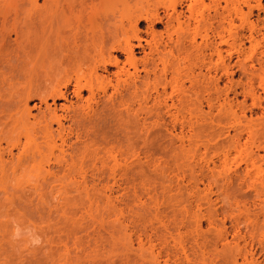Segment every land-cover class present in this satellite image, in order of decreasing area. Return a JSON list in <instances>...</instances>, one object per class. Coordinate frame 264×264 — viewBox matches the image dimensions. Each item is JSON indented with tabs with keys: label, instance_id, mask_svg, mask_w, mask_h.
Returning a JSON list of instances; mask_svg holds the SVG:
<instances>
[{
	"label": "bare ground",
	"instance_id": "obj_1",
	"mask_svg": "<svg viewBox=\"0 0 264 264\" xmlns=\"http://www.w3.org/2000/svg\"><path fill=\"white\" fill-rule=\"evenodd\" d=\"M129 1L0 0L1 206L11 198L9 189L18 197L72 190L87 199V211L95 203L93 192L104 193L110 179L138 171L131 132L138 128L146 137L150 118L168 114L191 128L213 125L224 89L210 67L204 64L203 71L202 63L189 59L211 62L214 54L221 57L223 44L233 48L246 34L231 30L232 16L219 11L220 0H171L163 14L159 6L120 12ZM109 4L110 10L100 9ZM247 5L241 15L262 8L261 0ZM159 24L162 30L155 29ZM223 57V73L230 78ZM164 81L172 83L173 92L157 89ZM107 118L121 136L101 145L93 127ZM144 157L149 166L150 153ZM188 167L193 171V165ZM247 173L235 171L238 177ZM262 191L264 180L248 204L263 207Z\"/></svg>",
	"mask_w": 264,
	"mask_h": 264
},
{
	"label": "rangeland",
	"instance_id": "obj_2",
	"mask_svg": "<svg viewBox=\"0 0 264 264\" xmlns=\"http://www.w3.org/2000/svg\"><path fill=\"white\" fill-rule=\"evenodd\" d=\"M247 2L255 4V0H220L218 7L232 16L231 30L246 36L233 48L223 44L221 57L214 54L211 62L189 59L202 63L203 71L210 67L224 89L217 98L213 125L191 128L168 114L150 118L146 137L138 128L131 132L140 156L138 171L117 181L109 178L112 187L92 193L95 203L89 212L83 209L87 199L78 191L44 192L40 197L26 192L18 197L9 189L10 200L0 205V264H234L232 259L237 264L253 260L264 264V202L255 207L246 200L264 180V0L261 9L253 7L248 16L241 15L249 9ZM170 3L131 0L120 6V12L159 6L163 14ZM140 28L144 35V22ZM222 56L229 62L230 78L223 73ZM157 89L169 94L173 85L164 81ZM203 109H207L204 101ZM183 115L188 116L185 109ZM93 130L101 145L121 136L110 118ZM146 151L152 158L149 166ZM188 163L193 171L187 169ZM244 170L245 176L235 175ZM242 191L249 196L244 198ZM3 196L0 193V200Z\"/></svg>",
	"mask_w": 264,
	"mask_h": 264
},
{
	"label": "clouds",
	"instance_id": "obj_3",
	"mask_svg": "<svg viewBox=\"0 0 264 264\" xmlns=\"http://www.w3.org/2000/svg\"><path fill=\"white\" fill-rule=\"evenodd\" d=\"M35 242H37V243L39 242L38 238L35 240Z\"/></svg>",
	"mask_w": 264,
	"mask_h": 264
}]
</instances>
